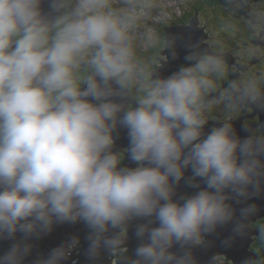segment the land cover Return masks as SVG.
<instances>
[{"label": "clouds", "instance_id": "1", "mask_svg": "<svg viewBox=\"0 0 264 264\" xmlns=\"http://www.w3.org/2000/svg\"><path fill=\"white\" fill-rule=\"evenodd\" d=\"M120 2L0 0V264H201L206 236L231 225L230 249L264 213V124L209 116L222 55L154 74L141 0ZM260 83L225 98L264 110ZM64 224L83 242L39 246Z\"/></svg>", "mask_w": 264, "mask_h": 264}, {"label": "flooded vegetation", "instance_id": "2", "mask_svg": "<svg viewBox=\"0 0 264 264\" xmlns=\"http://www.w3.org/2000/svg\"><path fill=\"white\" fill-rule=\"evenodd\" d=\"M225 1V4L202 5L197 10L200 12L201 25H206L211 52L221 54L226 65L223 77L217 82L216 91H220V97L211 101L209 116L220 121L242 119L244 124L254 125L255 129L260 126V115L256 112L252 114L255 109L248 104L235 108L224 94L230 86L240 87L249 78L260 81L261 91L264 89V15H261L264 13V0H235L233 5L232 0ZM228 1L232 8L228 6ZM189 4L190 10L181 19L199 5V0H189ZM219 14L222 23L215 20ZM161 32L162 27L158 30L157 43L153 49L161 42ZM155 60L156 57L152 55L151 65ZM230 75L238 78L232 79Z\"/></svg>", "mask_w": 264, "mask_h": 264}, {"label": "water", "instance_id": "3", "mask_svg": "<svg viewBox=\"0 0 264 264\" xmlns=\"http://www.w3.org/2000/svg\"><path fill=\"white\" fill-rule=\"evenodd\" d=\"M209 5L225 4V0H204ZM235 0L231 1L233 5ZM230 6L229 1L227 2ZM206 27L201 25L200 12L191 17L189 23H181L168 25L164 27L165 31V45L161 49L158 56V62L153 67L154 74H167L175 70L180 64L184 63V56L187 52L188 46H191L194 54L209 53L211 54L210 44L206 42L208 39ZM174 42V43H173ZM169 44H173L170 48ZM175 52L178 55V59H172V53ZM160 63V65L158 64ZM264 92V89L262 90ZM220 97V92L214 91L208 96V100L212 101ZM255 109L252 113L260 115L259 124H264V110H260L256 105L248 104ZM237 127L243 123L242 119L232 120ZM244 124V123H243ZM254 129V125H248ZM261 218H264V213H260L249 218L245 222L244 236L243 238L234 239L232 247L225 249L221 245V241L228 238L231 232V225L224 226L217 230L213 235L206 236L205 246L198 249V255L201 259V264H209L210 257L224 256L222 259L223 264H242L244 260L256 261L258 255L251 249V245L255 240V236L260 235V232L254 227V223L258 222ZM72 234H78L83 242L84 230L80 225L64 224L54 226V230L51 234L45 237L39 244L41 248L47 250L50 247H54L61 243L66 237ZM86 246V243H85ZM113 260H116L113 262ZM230 261L232 263H230ZM79 264H84L83 257L80 258ZM101 264H118L116 257H104Z\"/></svg>", "mask_w": 264, "mask_h": 264}, {"label": "rangeland", "instance_id": "4", "mask_svg": "<svg viewBox=\"0 0 264 264\" xmlns=\"http://www.w3.org/2000/svg\"><path fill=\"white\" fill-rule=\"evenodd\" d=\"M124 6L120 0H117L116 7ZM140 10L144 14L138 21L139 27L135 33L136 55L140 60L151 64L150 59L153 55V47L157 43L159 28L162 25L164 27L174 25L173 21L176 22L175 24H181L178 23V20L190 10V4L189 0H141ZM202 25L206 27L204 23ZM150 36L155 40V43H148ZM158 64L160 65V63ZM230 76L232 79L238 78L235 75ZM218 257L222 259L224 256Z\"/></svg>", "mask_w": 264, "mask_h": 264}, {"label": "trees", "instance_id": "5", "mask_svg": "<svg viewBox=\"0 0 264 264\" xmlns=\"http://www.w3.org/2000/svg\"><path fill=\"white\" fill-rule=\"evenodd\" d=\"M202 5H206V3L203 0H199V5H197V7H193V10L183 19H179L178 23H184V22L188 23L191 17L196 13V11L198 9H201ZM218 16L219 17H217L215 20L220 22L219 19H222L221 14H219ZM175 23L176 22L173 21V24ZM161 27H162L161 42L155 49H153V55H154V58L156 57V60L151 65L152 69L154 65L156 64V62H158V56L160 55V51L162 48H164V45H165V32H163V25ZM254 227L260 232V235L255 236V240L251 245V249L258 255L257 260L253 262H256V264H260L261 261H264V235H262L261 233V228L264 227V218H261L258 222L254 223ZM115 261L116 260H113V262ZM230 263L232 262L230 261Z\"/></svg>", "mask_w": 264, "mask_h": 264}, {"label": "bare ground", "instance_id": "6", "mask_svg": "<svg viewBox=\"0 0 264 264\" xmlns=\"http://www.w3.org/2000/svg\"><path fill=\"white\" fill-rule=\"evenodd\" d=\"M250 107V106H249ZM247 116V115H246Z\"/></svg>", "mask_w": 264, "mask_h": 264}]
</instances>
